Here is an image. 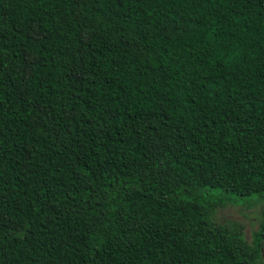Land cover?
I'll list each match as a JSON object with an SVG mask.
<instances>
[{
	"label": "trees",
	"instance_id": "1",
	"mask_svg": "<svg viewBox=\"0 0 264 264\" xmlns=\"http://www.w3.org/2000/svg\"><path fill=\"white\" fill-rule=\"evenodd\" d=\"M213 190L264 192V0H0V264H261Z\"/></svg>",
	"mask_w": 264,
	"mask_h": 264
},
{
	"label": "rangeland",
	"instance_id": "2",
	"mask_svg": "<svg viewBox=\"0 0 264 264\" xmlns=\"http://www.w3.org/2000/svg\"><path fill=\"white\" fill-rule=\"evenodd\" d=\"M216 208L212 212V220L226 226L234 238L256 250L258 261L264 264V234L262 223L264 214V192L252 195H226L213 190ZM243 239V240H242Z\"/></svg>",
	"mask_w": 264,
	"mask_h": 264
}]
</instances>
